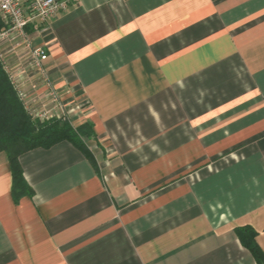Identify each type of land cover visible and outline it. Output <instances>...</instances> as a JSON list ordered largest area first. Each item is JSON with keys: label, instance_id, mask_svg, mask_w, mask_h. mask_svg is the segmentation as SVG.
Masks as SVG:
<instances>
[{"label": "crops", "instance_id": "0c3cea01", "mask_svg": "<svg viewBox=\"0 0 264 264\" xmlns=\"http://www.w3.org/2000/svg\"><path fill=\"white\" fill-rule=\"evenodd\" d=\"M67 6L32 32L46 76L20 85L93 124L96 166L68 140L28 150L16 202L0 151V264H258L235 228L264 251V0Z\"/></svg>", "mask_w": 264, "mask_h": 264}, {"label": "trees", "instance_id": "16d2710c", "mask_svg": "<svg viewBox=\"0 0 264 264\" xmlns=\"http://www.w3.org/2000/svg\"><path fill=\"white\" fill-rule=\"evenodd\" d=\"M93 124L74 126L68 118L40 119L28 112L0 61V151L6 153L12 172V195L18 202L22 196L34 194L24 178L20 156L37 147H50L60 141L72 142L96 166V160L86 144L94 136ZM236 233L258 264H264V251L257 241V230L251 225L237 226Z\"/></svg>", "mask_w": 264, "mask_h": 264}, {"label": "built area", "instance_id": "2783aa9c", "mask_svg": "<svg viewBox=\"0 0 264 264\" xmlns=\"http://www.w3.org/2000/svg\"><path fill=\"white\" fill-rule=\"evenodd\" d=\"M67 5L68 0H0V61L25 104L26 94L20 83L30 71L43 72L46 76L44 64L49 58L43 44L33 43L32 32L46 28L51 19L67 10ZM6 44L17 55L14 64L7 60ZM22 55L27 57L23 60ZM48 94L53 102L60 103L62 97L56 89L49 87ZM26 107L32 116L40 119L56 116L54 107L42 112L31 110L27 104Z\"/></svg>", "mask_w": 264, "mask_h": 264}]
</instances>
